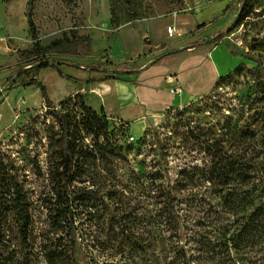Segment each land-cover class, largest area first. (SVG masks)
<instances>
[{"label": "rangeland", "instance_id": "374dc122", "mask_svg": "<svg viewBox=\"0 0 264 264\" xmlns=\"http://www.w3.org/2000/svg\"><path fill=\"white\" fill-rule=\"evenodd\" d=\"M28 2L0 0V157L20 170L33 202V238L42 244L47 236L66 235L55 233L48 212L63 186L57 166L66 143L63 129L70 127L67 143L79 176L69 189L88 188L103 198L76 202L79 264H264V46L257 43L264 37V0H251V15L225 37L243 59L238 70L191 103L149 116L144 128L91 107L79 80L112 68L150 66L160 52L178 47L181 38L190 43L199 30L175 24L182 34L170 39V16L198 15L210 35L235 17L240 0H131L138 15L118 0L117 27L111 0H35L34 20L41 45L51 47L45 54L50 62L99 69L62 66L72 78L53 67H32L37 56L27 53L33 48ZM224 3L229 7L222 14ZM159 22L165 40L154 34ZM33 78L49 100L40 87L24 85ZM117 88L113 83L108 100L115 102ZM97 99L89 101L96 105ZM83 104L101 119L91 121ZM231 162L245 177L221 182L217 175L230 174ZM168 194L178 224L166 213ZM12 230L13 264H48L33 252L23 261L16 226Z\"/></svg>", "mask_w": 264, "mask_h": 264}, {"label": "trees", "instance_id": "16d2710c", "mask_svg": "<svg viewBox=\"0 0 264 264\" xmlns=\"http://www.w3.org/2000/svg\"><path fill=\"white\" fill-rule=\"evenodd\" d=\"M117 1L118 0H111L110 4L111 21L114 27L118 26ZM124 1L129 9V12L132 15H138L131 0ZM34 2L35 0H29L27 12L29 30L33 38V48L30 51L26 52L35 54L37 56V61L35 62V65H32V67L34 66L39 69L53 67L61 76L67 78H72V76L65 73L62 69V66H71L82 68L85 70L99 71V69L94 66H91L89 68L86 66L83 67L80 64L72 62L70 60H60L56 65L50 62V58L46 57L45 54L51 47H43L40 43L38 28L33 15ZM253 10L254 5L251 3V0H240V8L232 22L219 33L202 40V42L200 43H224L225 37L231 34L242 23H244V21L251 15ZM204 26H206L205 23L199 27ZM257 43L260 46H264V37L258 40ZM170 53L171 51L163 52L157 55L154 61H158L163 56L169 55ZM112 63L113 62H111V64ZM260 65L261 64H259V66ZM138 70L139 68L107 69V71L105 70L106 74L104 76L100 78H90L88 80V83L97 80L104 81L107 79H120L121 75H132ZM235 70H238V67H236L227 75L221 76L217 80L216 85L222 82L224 79L231 77ZM19 74L21 76V71L17 72V75L12 76V80L14 81L16 78H18ZM24 85H36L40 87L44 92V96L46 97V99L49 100L45 91V87L39 80L33 78L27 82H24ZM260 92L264 96V80H261ZM83 108L85 110H89L91 121H93V118L97 121L101 119L99 114L91 107H87L83 104ZM92 129L94 128L92 127ZM70 137V127H65L63 129L62 139H65L66 143L62 151V159L57 166V174L60 181L63 182V186H61V190L56 192L58 200L56 204L49 208L48 212L50 224L51 227L55 230V233L59 234L61 232H66V235H62L58 239L56 238V236H53V238H49L47 236L46 239L48 241H45L42 244H39L37 238H33V202L28 195L23 181L21 180L20 170L18 167H16L14 161L9 164L0 157V264H13V260H15L16 251L15 249L10 250V237L11 233L13 232V226H16L18 230L20 238L19 250L21 252L25 251L23 261H27L28 254L32 255L33 252L37 256L38 254H40L42 256V259L45 260L48 264H79V262H77L75 258L77 234L75 230V222L73 220L75 207H78V204H76V202L83 203L91 198H96L99 201H102L103 198L100 196L98 197L94 190L88 188L69 189V185L72 184L79 176L76 160L77 158L75 157V153L71 150V147L68 146L67 143ZM233 162L237 163L235 160ZM233 162H231L230 174L225 175V172L222 171V173H219L217 175L221 182L226 181L227 178H231L232 175H235L236 177H245V173L243 171L238 172V167L236 164H233ZM246 170L247 168L245 167V171ZM174 208L175 206L173 197L171 194H168V200L166 201V213L168 216L173 218L175 224H178V221L174 217ZM36 246H39V248H37V251H35ZM8 251H10L9 254L4 255V252ZM184 264L189 263L187 260H184Z\"/></svg>", "mask_w": 264, "mask_h": 264}, {"label": "crops", "instance_id": "0c3cea01", "mask_svg": "<svg viewBox=\"0 0 264 264\" xmlns=\"http://www.w3.org/2000/svg\"><path fill=\"white\" fill-rule=\"evenodd\" d=\"M228 7V3H224L219 11L223 14ZM197 17L199 18L198 15L189 16V13L184 12L170 16L171 21L168 23L170 25L176 24L190 31L199 30L195 31V37L191 38L194 40L190 43L187 37L181 38L178 47L160 52L159 54L171 51L169 55L154 61L152 65L135 67L139 68L137 72L132 75H121L120 79L97 80L88 83L90 78L102 76L87 75L85 81L79 80L80 91L86 92L87 103L96 110L103 109L108 116L128 121L132 125L141 123L144 128L145 120L149 116L161 115L171 107L185 106L209 92L221 76L234 70L243 59L240 55L232 53L225 43H200L226 28L234 18L225 27H219L216 33L207 35L205 30L209 26L199 27L206 24V21L203 19L197 21ZM135 32L141 39L139 30ZM154 34L158 40L167 38L162 23L156 25ZM142 52L143 49L132 58ZM217 54H223L228 59H232L233 63L227 64L221 57L218 58ZM113 83L118 86L117 95L114 96L115 102L106 98V96L113 95L111 89ZM176 88L178 90L173 91ZM97 90H100V93L95 92ZM91 97L98 98L96 105L89 101Z\"/></svg>", "mask_w": 264, "mask_h": 264}, {"label": "built area", "instance_id": "2783aa9c", "mask_svg": "<svg viewBox=\"0 0 264 264\" xmlns=\"http://www.w3.org/2000/svg\"><path fill=\"white\" fill-rule=\"evenodd\" d=\"M167 33L170 39H174L175 37L180 36L182 34V32L174 24H171L167 27ZM176 90H178V88L173 89V91ZM131 140H136V139L134 137H131Z\"/></svg>", "mask_w": 264, "mask_h": 264}]
</instances>
